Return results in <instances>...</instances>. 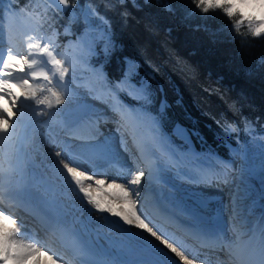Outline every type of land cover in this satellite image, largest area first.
<instances>
[{
    "label": "bare ground",
    "instance_id": "6f19581e",
    "mask_svg": "<svg viewBox=\"0 0 264 264\" xmlns=\"http://www.w3.org/2000/svg\"><path fill=\"white\" fill-rule=\"evenodd\" d=\"M255 8L258 10L261 9L259 13L260 15L264 14V9H262L259 4H255ZM16 21L17 20L12 15L7 13L2 14V8L0 6V58L6 56L9 50H11L14 55H17V52L21 49L20 44H22V42L25 41L26 49L27 45L30 43L26 37L25 40L22 38V36L28 35V28L22 26L20 21L19 25L21 27H17L15 25ZM36 36H33V38H37L41 43L53 42L48 41L46 38V40L39 39V37ZM55 48L60 49V45H54L53 49ZM75 48L76 50L78 49L77 46ZM31 58L37 59L38 65L40 63L39 61H44V58L40 56H30V59ZM43 63V66L47 65L46 61ZM78 63L76 57H73L71 61H68L69 74L65 76L63 83H60L58 79L54 80L55 89L63 95L64 103L52 108H48L44 105L42 108L43 110L41 109V111H39L36 107L42 105H36L32 101L24 102L20 111L15 109L18 113H16V117L13 118V121H10L13 127L12 130H10L6 143L3 145L4 152H9L14 158H19L20 164L23 168V175L22 177H16V180L19 182L15 184L14 188L11 190V194L7 182L0 180V209L4 207L8 210L18 212L20 215L19 219L29 227L31 226V228H29L28 226L21 227L15 224L13 227L20 229L23 233L18 239L24 240L26 243H29L27 238L35 236H39L40 238L45 236V239H49L47 246L54 250V252L50 251L48 256H41V254L39 257L40 261H42L41 264H68V260L69 262L72 261L67 255L61 254L63 249L58 246L57 240H66L75 245L79 243L76 241L74 234L68 232V230L64 229V231L60 226L53 227V225L58 223L51 219L47 214L45 207L51 209L61 208V211L64 213L62 215L63 217L67 216L76 219L77 225L84 227L94 242V248L90 249L91 251L98 250L101 253L106 254V250H102L103 248L100 247L101 243L104 244L105 247H108V249L117 251V253H119L118 256L122 259L130 256L136 257L137 255H145L144 253L137 251L136 238L131 237L123 228L113 223V221L118 219L117 217L105 219L108 214L98 213L95 210H92L91 206L87 205L83 200L82 194L79 193L75 184L70 179L68 180L64 177L63 174L67 175L66 170L63 169L64 162L73 165L75 162V164H79L82 161H76L72 155H69L71 154V147L80 150V153L82 154H80V156L84 158V161L89 162L88 164L82 162L81 165L79 164L80 167H89L91 173L96 172V174L100 175L102 177L101 179H105L106 181L105 187H107V184L111 183L113 179H115L116 183L123 184L125 187H136L130 186L127 182H129L138 171L137 165H143L142 169L145 171L146 175L142 179L139 189L143 190L145 188L146 199L148 202L147 200L146 203L143 201L144 203L138 206V210L142 209L141 214L145 216L149 226L153 227L159 236H163L164 239H168L170 243L175 244L176 247L180 248L190 260L194 261V264H216L218 261H221L223 264H238L237 251L231 247L235 241L245 242L244 248L242 247L239 249L240 253L243 255L242 257L251 255L257 251L262 239H259L260 241L251 246L256 247V249H251L247 243L250 240L247 241L248 238H246L247 231H252L250 227H253L254 224H252L253 226L250 224L246 225L242 230L239 228L241 231L236 232L235 235L229 233L226 237L225 234L227 229L231 230V227L237 229L239 226L240 222L237 221H240L241 219L238 220L237 214L234 213L235 207H237L236 204L240 201L238 192L239 190H246V186L251 185V181L247 177L248 175H242L245 172H243L241 168L238 169L237 173H240L239 178L240 176L246 178L244 183L235 180L232 182L231 180L233 179L230 170V172L225 170L221 171L222 168L225 169L223 167L224 164H226L225 166H229L226 161H223L220 167L214 166L212 163L208 164L207 162H203L201 166L203 169L199 173L196 172L195 176H192L189 179L187 178L186 180L180 177L179 181H173V176L171 174L172 177L167 175L169 173L166 174L162 172V160L159 154H157V156L152 154V138H154L155 134L152 132L150 124L144 122L145 126L143 129L145 131L138 126L132 127V120L135 119L136 121H142L143 123L144 117L141 118L136 114L129 116L130 109L123 112L120 107H115V105H113L114 103L112 104L114 108H112L111 105L109 107V104L108 107L99 104L91 111L82 112L72 120V123H68L67 119L65 120L66 115L63 111H66L70 104L77 99L73 93L69 92L70 86L77 88V90L82 87L89 89L90 86L88 83L87 85L86 83H82L81 79L75 80L72 84H68V81L70 80L69 78H72L77 74ZM39 69L40 67L38 66L37 70ZM24 75V73H20L17 77L21 78ZM79 85L81 87H79ZM103 87H107V85ZM99 89L100 92L98 91V88H96L97 93L93 95V98L99 100L105 97L103 100V104H105L108 100L106 99V95L108 98H111L110 91L109 89L103 90V88L100 87ZM14 90L21 91L18 86ZM96 90L94 87L95 92ZM101 93L105 95L103 98L101 97L102 95L99 96ZM43 94L45 93H42L41 96ZM82 97L86 98V96ZM2 101L5 102L2 104L9 106V102L6 99ZM21 112L23 113V116H21ZM55 113H57L56 115L58 117L54 115ZM16 121H18V123H16ZM108 124H111V127H115V129L117 128V131H112L111 128H107V131H110L107 135H104V130L101 134L95 136L88 135L97 132L103 126ZM56 126L58 127V131L56 130ZM64 130V134L69 135L68 138L71 139V141H67V139H65L67 137H63L62 132ZM121 133H126L124 139L120 137ZM97 143L102 147H100L103 149L102 151L101 149L97 151L99 148L96 149V151L91 150V152L83 151L85 146L93 145L94 147ZM81 144L83 147L79 149L78 147L81 146ZM99 145L96 146V148L99 147ZM153 146L156 149L158 147V145L155 146V144ZM261 146L264 147V134L253 140L250 149L255 150ZM88 147L90 146H87L86 148ZM108 149H111V152L106 155L105 153ZM27 152H31L35 160L39 163L38 168H33L25 161ZM58 152L60 153L59 157L56 156V153ZM257 154L260 155L258 152ZM261 157L262 156L260 155L259 166H257L256 163L250 169L248 166L251 165H247V168L250 170V172L248 170L250 178H253L251 170L254 167L255 169L259 168L261 170V178L264 177V158L261 160ZM60 158H62L64 162ZM163 164L165 165V162H163ZM4 166L7 167V163H5ZM51 166L52 168L54 167V169L57 167L56 170L58 173L57 175L56 173L55 175H52V180L51 178H48V182L51 181V184L46 185L43 189L39 180L47 178L51 173L54 174V170L50 171ZM150 167L159 169V177L152 183L148 182L147 175ZM217 169L220 170L215 172ZM60 173L63 176L67 188L63 187L64 185L61 181L63 179L60 180V178L57 177L61 175ZM27 174L28 177H26ZM116 175L120 176L121 179ZM256 176H259V171H257V169L254 179L258 180ZM98 179H100V177ZM123 180L126 182H123ZM207 184H211L213 187L215 186V188L216 186H219L221 189L215 190V188H213V190H204L195 188ZM163 187H169L168 189L171 187L178 188L170 189L174 193L171 197L166 192V188L164 189ZM162 188L164 189L163 192L160 191ZM93 190H95L94 184ZM183 190H186L187 192H182ZM178 193L181 196V201H177ZM219 195H221L222 198H219ZM195 197L196 199H194ZM262 199L264 201V195L261 196V200ZM225 200H228L230 203V208L229 210H226V215L230 216L231 220H233L231 223L224 221L223 218L225 215L224 217L220 216L216 209H209L210 211L207 209V207L211 206V203L216 204L217 202H226ZM21 201H23V203H21ZM118 202L122 203L123 201ZM191 202L193 203L191 204ZM149 217L150 219H148ZM218 222H220V224H218ZM97 224L99 226H97ZM259 228H256L258 230L257 232H259V236H262L264 239V230H262V227ZM132 231L141 230L132 229ZM145 235L150 236V234L147 233H145ZM150 238L157 247L163 248L172 258L177 260L176 254L171 253L170 249L165 248V245H163L161 241L157 240L155 237ZM54 239H56V241H54ZM48 248L45 250L47 251ZM54 253L58 254L60 258L57 259ZM49 256H52L53 259H49ZM36 259V257L30 259L29 264H36ZM181 261L182 260H180L179 264H184V262Z\"/></svg>",
    "mask_w": 264,
    "mask_h": 264
},
{
    "label": "trees",
    "instance_id": "16d2710c",
    "mask_svg": "<svg viewBox=\"0 0 264 264\" xmlns=\"http://www.w3.org/2000/svg\"><path fill=\"white\" fill-rule=\"evenodd\" d=\"M34 1L12 4L24 13L37 10L36 31L57 28L64 46L69 11L45 0L36 7ZM69 1L90 2L108 19L115 40L105 61L109 81L122 80L127 58L138 62L132 79L146 82L150 103L126 93L123 99L150 110L169 143L193 155L229 157L237 138L246 143L264 131V34L253 36L246 22L237 30L238 17L229 18L220 9L204 13L194 0ZM176 121L187 127L191 142L174 134Z\"/></svg>",
    "mask_w": 264,
    "mask_h": 264
},
{
    "label": "snow or ice",
    "instance_id": "6c2138e0",
    "mask_svg": "<svg viewBox=\"0 0 264 264\" xmlns=\"http://www.w3.org/2000/svg\"><path fill=\"white\" fill-rule=\"evenodd\" d=\"M145 2L147 3V0ZM59 3L67 7L69 0H59ZM194 3L204 13L209 12L210 9H220L229 18L238 17L235 21L237 30L240 25L247 22L253 36L259 37L264 34V14L256 16L244 10L246 6L255 4H259L264 9V0H194ZM165 7L171 11L170 5L166 4ZM27 49L28 55H14L9 50L6 56L0 58V100L7 98L11 101L10 106L0 104V180L7 182L10 194L15 184L19 182L16 177H22L23 175V168L19 158H14L11 153L3 151V145L6 143L13 127L10 121H13V118L16 117V112H13L12 109L16 108L17 111H20L23 103L28 101H32L36 105H46L48 108L63 104L64 97L60 92L56 91L54 80L58 79L60 83H63L68 72V69L63 67L64 61L56 57L55 50L48 43L39 41L29 43ZM30 56L43 57L44 61L41 63L46 61L49 67H42L40 70H36L38 60L35 58L30 59ZM57 69L60 70L57 71ZM20 73H24L25 76L17 79L16 77ZM17 86L21 91L14 90ZM117 87L119 88V85ZM132 87L139 94V99L145 103H150L149 97L151 93L148 91V85H141L139 89ZM42 93H48V95L41 96L40 94ZM129 95H132V93H129ZM136 98V96H133V99ZM21 116H23L22 112ZM110 152L111 149H108L105 154L108 155ZM69 155L71 156V154ZM56 156L59 157L60 153H56ZM5 163H7V167L4 166ZM63 169L66 170L68 177L78 188L83 200L87 205L91 206L92 210L108 214L105 219L117 217L118 219L113 221V223L123 228L131 237L136 238L137 251L145 255L137 260L123 261L121 264H179V261L172 258L167 251L157 247L150 237H155L161 241L184 264H194V261L190 260L180 248L170 243L168 239H164L163 236H159L157 231L149 226L145 216L141 214L142 209L138 210L141 195L139 185L146 175L145 171H137L129 180V185L136 187H125L123 184L116 183L115 179L105 187V179H97L95 176L81 171L79 167L64 163ZM147 175L148 182L152 183L158 179L159 169L150 167ZM93 184L95 185V190H93ZM118 201L123 202L119 203ZM16 223V218L8 214L7 210H0V264H29L30 259L33 257L37 258L36 264H41L40 255L48 256L49 252H54V250L48 248L47 245L40 246V241L26 243L24 240L18 239L23 233L20 229L13 227ZM53 227H59V225L56 224ZM132 229L141 231H132ZM145 233L150 234V236L145 235ZM30 239H34V237H30ZM244 246L245 242L235 241L231 247L239 250ZM46 248H48L47 251L45 250ZM54 255L57 259L60 258L58 254L54 253ZM49 259H53V257L49 256ZM238 264H264V239L261 240L259 249L253 254L238 258Z\"/></svg>",
    "mask_w": 264,
    "mask_h": 264
},
{
    "label": "rangeland",
    "instance_id": "374dc122",
    "mask_svg": "<svg viewBox=\"0 0 264 264\" xmlns=\"http://www.w3.org/2000/svg\"><path fill=\"white\" fill-rule=\"evenodd\" d=\"M39 2H40V0H35L34 6H36V7L39 6ZM0 3L3 5L2 14L7 13L9 15L14 16L15 19L17 20L15 23V25L17 27H21L19 25L21 22L22 26H25L28 28V35L22 36V38H24V40L26 37V39L30 43H32V41H33V43H36L37 41H39L37 38L36 39L33 38V36H36L39 34L36 31V17L38 16L37 10H32L30 12L24 13V12L17 11L14 8L12 9V7H13L11 5L12 2L10 3V1H8V0H0ZM6 8H7V10H6ZM8 9L11 10L12 13H8ZM244 10H245V12L252 13L256 16H260L259 13H260L261 9H259V10L256 9L255 5L246 6ZM69 18H70L71 24H67L65 26L64 34L65 35L67 34L70 37H68V39H67L65 45L63 46L62 50H60L59 48L54 49L55 53H56V57L58 59H61L64 61L63 67L67 68L68 71H69L68 61L69 60L71 61L73 59V57L74 58L76 57V60L79 62L78 65L76 64L78 66L77 67V69H78L77 74L78 75L75 74L74 77L69 78L70 80L68 81L69 82L68 84H72V83H74L75 80L81 79L82 83H86V85L88 83V85H90V86H89V89H85L84 87H82L83 89L80 88L79 90H77V88H75L73 86H70V88L67 87V88H69V92L73 93V95H75L77 97V99H75L73 101V103L70 104V106L67 108L66 111H63V112H65V115L67 117V118L65 117V120L67 119L68 123H72V120L75 119L77 116H79L82 112L91 111L92 109H94L95 106H97L99 104L104 105V107H108V104H109V107H110V105L112 106V104L114 103L113 105H115V107H120V109L123 112H126L127 110L130 109L129 116H133L136 114L137 116H140L141 118L144 117L143 123H142V121L141 122L136 121L135 119L132 120V122H131L132 127L138 126L139 128L143 129L145 126L144 122H148V124H150V126L154 125L157 121L156 117L154 114H152L146 108H141V107L135 108L132 105L127 106L126 104H124L122 106L119 103L120 101L118 98V89L122 92L127 93L128 95H129V93H132V95H129V96L139 97V94L133 90L132 86H134L135 89H139L141 87V85L146 84L145 81H141V83H136L132 79V77L136 73L137 67H138V64L135 61L130 60V59H126V71H125L126 73H125V76L122 78V81L120 82V84H118L119 88L118 87L114 88V87L110 86V84H108L107 74H106V69H105V61H106L107 57H109L110 53L114 50V47H115V40H114V37L112 34L111 25H110L108 19L105 16L101 15L97 11L96 7L90 2H86L84 4H80V3L72 4L70 9H69ZM78 26H82L83 28L79 32H75V27H78ZM59 35H60L59 30L55 29L50 34H44L42 36L38 35L36 37H39V39L41 38L43 40L47 39L48 41H53L52 43L50 42L48 44L51 48H54V45H56V44L61 45L64 41L61 39V37H59ZM20 45H21V49H20V51L17 52V55H27L28 51L25 47V41L22 42V44H20ZM23 45H24V47H23ZM76 46L78 48L77 50L75 48ZM80 50H81V52H80ZM78 57H79V59H78ZM80 60H81V64H80ZM39 62L40 63L38 66L40 68L49 67L46 64H45L46 66H43L44 63H41L42 61H39ZM59 70L60 69H58L57 71H59ZM67 74H69V73L67 72ZM16 78L19 79V77H16ZM105 85H107V87H103ZM79 87H81V86L79 85ZM94 87H95V90H96V88H98L99 92H100L99 87L103 88V90L109 89L110 94H111V98H108V96L106 95V99H108L107 100L108 102L105 100L106 103L103 104V100L105 98L104 97L105 95L102 93L99 96L102 95L101 97L102 98L104 97L103 99L95 100L93 98V95L97 93V90H96V92L94 91ZM43 95H48V93H45ZM78 96H79V98H78ZM82 96H86V98L82 97ZM5 99L9 102V106H10L11 101L8 100L7 98H5ZM2 103H5V102L1 100L0 104H2ZM43 107H44V105H42L40 107H36V109L41 111V109ZM112 108H114V107L112 106ZM15 109L16 108H13L12 111L18 113ZM56 114L57 113H55L54 115H56ZM67 115H69V116H67ZM56 117H58V116L56 115ZM136 122H139V123H136ZM49 125H51V124H49ZM52 128H49V129H52ZM56 130L58 131V127L56 128ZM143 131H145V130L143 129ZM154 134H155L156 138H155V136H154V138H152V142H153L152 146L154 144H155V146H157V144H158L159 147H157V149L154 148L156 150H153V152H154L153 154H155V152H157L159 154V156L161 157V160H162V167H163L162 172L166 173V174L169 173V174H167L169 176L172 175L173 177L172 176L171 177H172L173 181L174 180L179 181L180 177L184 178L185 180L187 178L189 179L190 177H192V174L194 172H198L200 170L203 162H207L208 164L212 163L214 166L220 167L222 162L226 161L229 164V166H225L226 164H224L223 167L225 169L222 168L221 171H223V170L229 171L230 170L231 172L230 171L229 172L232 175V179H233V180H231L232 182L235 180V181H239L240 183H244L246 181V178L245 177L243 178V176L248 175L247 177L251 181V185H247L246 190H239L238 196L240 197V201L237 202V204H236L237 207H235V210H234V213L237 214L238 220L241 219L240 221H237V222H240V224L237 227V229H233L232 227H231V230L227 229L225 231V234H226V237L229 235V233H232L233 235H235V233L241 231L242 228H244V226L249 225V224L251 226H253L252 224H254L253 227H250L252 229V231H250V232L247 231V233H246V238H248L247 241L250 240L249 241L250 243L247 242L248 246L251 247V246L255 245L258 241L263 239L262 236L261 237L259 236L260 234H259V232H257L258 230L256 228L262 227V230H264V201H263V199L261 200V196L264 195L263 194L264 193V190H263L264 189V179H263L264 177L261 178V172H260L261 170L259 168H256L257 171H259V176H256V178L258 180H255L254 175H256V169L254 167L251 170V172H252L251 174L253 175V178L252 177L250 178V176L248 174L249 169L247 168V165L248 164L251 165V166H248V167H250V169L256 163H257V166H259L260 165V163H259L260 155L262 156L261 160H262V158H264V147L263 146L259 147L258 149H255V150L250 149V145L253 142V140L256 139L258 136L263 135L264 131L259 132V133H255V134L253 133V135L249 138V140L246 143H243L242 140L237 138L236 143L229 150V153H228L229 157H224V158H219V157H216L214 155L211 156L208 153L193 155L192 152H187L183 147L179 146L181 144L176 145L175 143H172V144L169 143V139L167 138L166 134L164 135L163 138H161V135L157 129L154 132ZM62 135H63V137L64 136L67 137V138H65V139H67V141H71V139L68 138L69 135H65L64 132H62ZM72 138H74V137H72ZM98 145H99V143L94 145V147H93V145H87L90 147L86 148L87 146H85L84 147L85 149L83 151L84 152H89V151L91 152V150L96 151V149H98V148L99 149L97 151H99L102 147L99 145V147L96 148V146H98ZM82 147L83 146L81 144V146H79L78 148L81 149ZM102 150L103 149H101V151ZM70 151H71V155L75 158L76 161L82 160L81 162L79 161L80 165L82 162H86L83 160L84 158L82 156H80V154H81L80 150L75 149L74 147H71ZM257 152L260 155H258ZM60 159L62 160V158H60ZM47 160H50V159H47ZM167 161H168V165H167ZM163 162H165V165L163 164ZM75 163L73 165H70V166L79 167V168H81L80 169L81 171H85L89 175L95 176L97 179L99 177H100V179L102 178L100 175L96 174V172L91 173V169L89 167H87L88 169L84 168V167L82 168V166L80 167V165L78 163H77L78 165ZM86 163L88 164L89 162H86ZM159 165H161V164H159ZM55 168L57 169V167H55ZM240 168L245 173H243L242 174L243 176H240V178H239L240 173H237V171ZM56 169H54V167L52 168V166H51L50 171L54 170L55 171L54 174L51 173L50 176H48L47 178H42L43 180L42 179L39 180V182L41 183V187L43 189L46 187V185L51 184V181L48 182V178H51V180H52L53 179L52 175H55V173L57 175L58 172ZM218 170H220V169L215 170V172ZM249 172H250V170H249ZM63 175L66 179H68V180L70 179L68 177V175H66V174H63ZM26 177H28V174ZM57 177H59L60 180L63 179L62 174L60 176H57ZM241 179H242V181H241ZM61 181L63 182V185H64V186L63 185L62 186L67 188V186H65L64 179ZM232 182H231V185H232ZM189 183H191V182H189ZM177 184H179V183H177ZM163 188L160 190L161 192H163L166 187L164 189ZM168 188H166V190H167L166 192L169 194V196L172 197L174 193L170 189L178 188V187H171L170 189H168ZM195 188L204 189V190H206V189L207 190H210V189L213 190V188H215V186L213 187V185L207 184V185H203V186H197ZM220 189H221V187H219V186L218 187L216 186V188H215V190H220ZM238 189H240V188H238ZM179 190H180V188H179ZM140 192H141V195H143L145 192V188L143 190H140ZM182 192H187V191L183 190ZM141 195H140V198H142ZM193 195H195V194H193ZM219 198H222V196L219 195ZM241 198H242V200H241ZM259 198H260V200H259ZM194 199H196V197ZM177 201H181V196L179 195V193H178V200ZM225 201L226 202H223V201L217 202L216 204L211 203L210 204L211 206L207 207V209L208 210L209 209L210 210L216 209L219 212L220 216L224 217V215H225V217L223 218L224 221H228L229 223H231V222H233V220H231L230 216L226 215V210H229L230 203L228 202V200H225ZM140 202H141V200H140ZM192 203L193 202H191V204ZM99 223H101V222H99ZM218 224H220V222H218ZM17 226L25 227L27 225L20 223V224H17ZM97 226H99V225L97 224ZM239 228L241 230H239ZM259 231H260V228H259ZM27 241L29 243L35 242L30 238H27ZM165 248H166V246H165ZM252 248L256 249V247H251V249ZM236 251H237L238 258H241L243 255L240 253L239 250H236ZM41 256H44V255L42 254ZM177 260L180 262L179 257H177Z\"/></svg>",
    "mask_w": 264,
    "mask_h": 264
},
{
    "label": "water",
    "instance_id": "95a60500",
    "mask_svg": "<svg viewBox=\"0 0 264 264\" xmlns=\"http://www.w3.org/2000/svg\"><path fill=\"white\" fill-rule=\"evenodd\" d=\"M51 5H53L55 8H57L58 10L61 11H67L69 10L70 6H71V2L69 1L68 6H64L61 3H59V0H47ZM181 130H183V132H181ZM174 133L179 136L182 139H185L187 141H191V135L189 130L187 129V127L182 124L180 121H177L174 125ZM26 159L28 160V162L35 168L39 167V163L35 160V158L33 157V155L31 154V152H27L26 154Z\"/></svg>",
    "mask_w": 264,
    "mask_h": 264
}]
</instances>
